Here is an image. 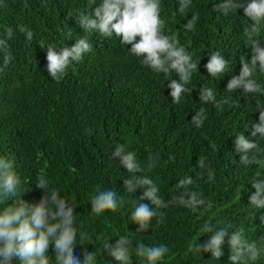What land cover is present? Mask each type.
<instances>
[{
  "label": "trees",
  "instance_id": "trees-1",
  "mask_svg": "<svg viewBox=\"0 0 264 264\" xmlns=\"http://www.w3.org/2000/svg\"><path fill=\"white\" fill-rule=\"evenodd\" d=\"M222 2L193 0L186 17L177 13L178 0H161L162 16L200 64L189 85L193 92L184 94L183 102L176 105L167 88L169 79H178L175 73L166 79L143 67L115 36L105 38L92 33V52L81 62H72L60 83L52 81L46 70L47 45L74 46L86 35L77 24L78 13L90 12L100 0H0V33L5 27L16 29L7 49L14 59L0 73V157L14 163L23 181V198L29 202L43 195L35 183L39 170L44 169L51 186L59 189L61 197L74 208L77 227L92 235L93 239L85 242L89 251H99L104 242L114 244L121 236L139 240L142 235L145 244L164 243L171 249L160 264H229L227 241L221 262L208 261L210 253H202L201 258L200 253L188 252L190 241L203 243L209 239L200 231L205 221L215 224L221 219L243 227L250 241L264 236V223L259 219L264 209H256L249 202L255 192L251 182L260 174L264 179V168L239 165L234 145L240 132L250 137L251 124L259 118V113L252 110L258 103L264 105V96H245L243 89L226 91L232 76L239 75L240 56L248 55L250 60L251 49L241 35L243 10L226 17L216 10ZM192 12H199L200 21L194 33L185 35L180 25L191 18ZM20 24L35 33L31 43L16 28ZM259 38L264 46V33ZM39 40L44 41L45 49ZM213 51H219L229 61L227 72L217 78H211L204 68ZM3 56L0 51V66ZM259 79L264 83V75ZM203 85L216 90L217 99L227 103L219 110L204 105L208 119L203 128L197 129L188 121L202 106L198 89ZM260 143L264 145V141ZM118 144L134 151L145 169L149 155L160 154L157 166L142 174L158 184L159 195L165 201L182 191L174 188L178 179L191 176L194 183L189 190L212 200L213 209L197 220L199 212L172 205L160 209L166 214L162 224L156 225L154 218L146 232H136L137 225L130 220V201L143 190L125 192L123 179L132 173L120 166L119 159L111 158ZM210 144H215V151ZM170 155L175 157L174 163L169 162ZM199 156L207 157L216 169L215 182L208 183L198 175ZM95 185L123 196L119 211L101 216L90 213ZM101 232L106 233L107 240L97 242L95 235ZM80 246L77 238L76 247ZM137 246L133 241L132 248ZM80 253L78 248L76 254ZM106 259L110 257L100 254V264H107ZM133 264H138L135 257ZM257 264H264V258Z\"/></svg>",
  "mask_w": 264,
  "mask_h": 264
},
{
  "label": "clouds",
  "instance_id": "clouds-1",
  "mask_svg": "<svg viewBox=\"0 0 264 264\" xmlns=\"http://www.w3.org/2000/svg\"><path fill=\"white\" fill-rule=\"evenodd\" d=\"M180 16H189L193 8V0H178ZM92 7L88 13L79 12L77 24L86 35L76 40L71 48L64 46L57 48L54 44L46 47V70L52 81L60 83L72 62H81L83 57L92 52L89 37L92 33L99 36L112 38L115 36L122 47L126 48L128 55L136 57L143 67L150 69L157 75L166 79L175 73L178 79H169L167 88L173 104L183 102L184 94L192 93L189 87L193 74L199 65L193 60V54L180 43L177 31L169 26L168 21L162 16L161 0H100L98 6ZM25 8L28 4L23 5ZM243 10L244 23L242 36L246 46L251 49V58L241 55L239 75H233L226 85L227 92L243 89L245 96H264V83L259 79L264 75V46L261 36L264 33V0H223L216 8L224 16ZM200 21L199 12H192L191 18L180 25V30L185 33H194ZM19 33L26 37V42L31 43L35 33L23 24L17 25ZM13 27H5L0 33V51H3V66L0 73L4 72L13 61V56L7 51L10 40L14 34ZM38 44L45 49L43 40ZM201 63V62H200ZM229 61L219 51L209 53V59L204 68L211 78H217L228 70ZM200 108L194 110L188 123L201 129L204 127L208 115L204 105L214 109H221L227 103L223 98L217 99L216 90L208 86L198 89ZM259 113L258 122L254 121L250 128V137L246 138L243 132L236 135L234 141L235 151L239 154V165L244 167L257 166L264 168V105L257 104L252 110ZM246 127V130H249ZM210 149L215 151V144H210ZM111 158L119 159L120 166L128 173L129 178L123 179V187L127 193H136L143 190L137 199H131L132 209L130 220L137 225L138 233H144L152 227L155 218L156 225L164 221L165 213L160 209L172 205L190 209L193 213L199 212L197 220L210 212L214 203L203 198L196 191H191L190 186L194 180L191 176L178 179L174 188L179 191L169 200L165 201L160 195L158 184L145 171L154 169L160 160V154H150L147 169L142 168L134 151L127 150L124 144H118L111 152ZM39 161L37 160V163ZM169 162L174 163L175 157L169 156ZM198 175L208 183L216 181V169L208 162L205 156H199L197 161ZM258 175L252 182L255 192L249 197L251 206L264 209V179ZM51 180L46 177L44 169H40L36 176L35 187L43 190V195L38 201L29 202L23 194V181L14 163L6 157H0V264H100L99 256L110 257L107 264H133V257L138 264H160L171 252L167 244H145L141 235L139 240L128 236H121L116 243L104 242L99 245V251L88 250L86 241L93 239L92 235L77 227V216L74 208L69 206L66 199L62 198L59 189L51 186ZM91 214L101 216L106 212H117L123 206V196H118L112 189H102L95 185V191L90 197ZM150 201V204L144 203ZM264 223V215L259 217ZM200 231L203 236H208L205 242H192L188 244V252L210 253L208 261L218 260L225 256L224 245L230 249L229 264H257L264 258V236L258 241H250L243 227H237L231 222L217 219L215 224L205 221ZM210 233V235H208ZM79 238L80 247H76ZM97 242L106 241L104 232L95 235ZM138 246L133 249L132 243ZM80 248L78 256L76 250ZM82 257V258H81Z\"/></svg>",
  "mask_w": 264,
  "mask_h": 264
}]
</instances>
